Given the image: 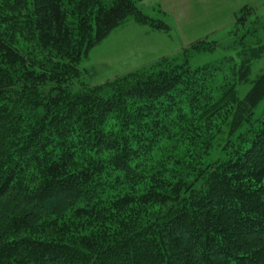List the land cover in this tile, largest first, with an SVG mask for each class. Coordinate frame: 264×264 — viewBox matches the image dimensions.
I'll return each mask as SVG.
<instances>
[{
  "label": "trees",
  "instance_id": "1",
  "mask_svg": "<svg viewBox=\"0 0 264 264\" xmlns=\"http://www.w3.org/2000/svg\"><path fill=\"white\" fill-rule=\"evenodd\" d=\"M142 1L0 0V264H264V45L80 82L126 20L169 31Z\"/></svg>",
  "mask_w": 264,
  "mask_h": 264
},
{
  "label": "rangeland",
  "instance_id": "2",
  "mask_svg": "<svg viewBox=\"0 0 264 264\" xmlns=\"http://www.w3.org/2000/svg\"><path fill=\"white\" fill-rule=\"evenodd\" d=\"M137 7L148 17L165 23L169 31H153L131 18L126 20L80 61V82L100 85L162 58H179L184 48L197 41L214 42L218 48L195 53L189 60L192 69L226 57L239 62L237 54L243 46L239 42L244 37L242 43L254 40L250 46L264 45V0H144ZM240 11H250L243 24L237 22ZM251 32L255 33L253 37L247 34ZM257 40L259 43L255 44ZM263 71L264 50L251 62L247 81L237 86L239 98L245 96ZM263 106L262 102L256 109V117ZM227 134L228 127L224 125L206 162L222 156Z\"/></svg>",
  "mask_w": 264,
  "mask_h": 264
}]
</instances>
